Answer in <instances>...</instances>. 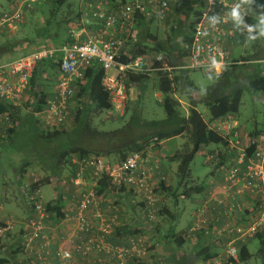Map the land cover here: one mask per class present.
Listing matches in <instances>:
<instances>
[{"label": "built area", "instance_id": "obj_1", "mask_svg": "<svg viewBox=\"0 0 264 264\" xmlns=\"http://www.w3.org/2000/svg\"><path fill=\"white\" fill-rule=\"evenodd\" d=\"M47 1L15 2L1 15L0 27L17 30L27 13L35 11ZM81 1L79 26H73L68 31L73 43L59 48L37 46L28 53H19L9 60L0 61V139L8 137L11 131L20 127V121L14 116L17 110L30 111L42 129L64 126L71 114V101L77 92V82L84 80L85 71L94 61L100 63L105 72L103 86L112 104L107 116L116 118L121 117L126 110L130 75L170 73L175 70L162 53L155 54L153 58L149 54L132 58L126 50L128 40H136L139 21L145 17L147 21H157L168 29L176 27L178 18L167 0H133L117 7L109 5L107 0ZM246 2L205 0V7L192 27L190 44L185 46L189 53V64L185 68L200 71L206 76H216L234 63L229 51L224 48L237 36L233 21L239 22L240 35L251 38L257 34L256 25L248 19ZM93 25H98V30L89 34L88 29ZM123 56L128 59L127 62L119 61ZM57 59L59 75L55 96L47 100L42 110L33 111L31 105L34 98H29L27 94L32 75L40 62ZM111 70H114L113 74ZM209 129L220 135L234 153L233 164L221 168L222 182L216 188L220 196L214 201L224 208V213L231 220L225 230L235 232V240L245 241L264 228V128L257 135L241 132L235 116L229 114L210 123ZM154 141L151 145L156 143ZM251 148L252 151H249ZM218 153L208 155L206 162L214 161ZM72 162L77 165V170H74L70 182L80 195L75 217L76 232L57 249L55 259L58 263L76 264V255L83 258L90 255L99 257L103 252L112 255L117 264H127L128 259L134 256H145V250L135 241H131L128 247L104 243L103 239L112 233L113 226L117 224V218L108 220L100 212L91 217L88 212L97 204L95 188L98 182L109 178L115 192L134 190L141 195L148 217L153 220L155 205L160 199L153 192L156 188L154 174L160 169L159 162L147 168L149 160L141 152L131 153L119 163L104 161L99 156L82 160L74 158ZM33 182H38V179L35 178ZM66 184V180H60L59 177L51 179L55 198L58 197V190ZM30 187L31 184L27 188L21 187L27 205L34 206L33 215L23 224V245L26 252L44 261L51 246L47 231L49 214L45 211L40 190L30 191ZM247 196L250 201L246 200ZM207 210L205 204L195 214L197 221L192 226L193 231L205 222L203 217ZM237 214L241 216L240 221L235 219ZM97 224L99 235L95 237ZM16 228L12 220H5L0 225V240L8 239ZM81 235L88 237L89 244L87 241L77 244L76 237ZM234 241L229 243L226 254L237 259ZM214 264L222 262L216 261Z\"/></svg>", "mask_w": 264, "mask_h": 264}, {"label": "trees", "instance_id": "obj_2", "mask_svg": "<svg viewBox=\"0 0 264 264\" xmlns=\"http://www.w3.org/2000/svg\"><path fill=\"white\" fill-rule=\"evenodd\" d=\"M67 1L68 0H55L53 2V8L50 10L52 17L50 16L49 18L48 16L46 21L43 22V25L33 26L35 27L33 30L35 33L33 37L25 36L22 38V41H20L19 38L14 40H6L5 44L0 47V58L9 54H14V56H16L19 53H28L33 48H36L45 42L52 35L58 37L55 39V41H59L62 37L67 38L64 45L73 43L74 40L68 31L73 26H79L80 12L78 10L75 13L73 10H71L72 7L70 4L67 5ZM64 4L67 5L66 10L68 15L61 20H58L56 15L59 13ZM204 7L205 0H173L172 10L174 15L178 18V21L175 28L172 26L170 29H167L168 38L161 40V38L156 35L159 33L151 30L150 25L152 21H147L146 25L143 24V20H140L138 24L139 34L137 35L136 40H128L126 44V50L129 52L132 58L162 52L167 56L169 64L175 68V70L170 73L158 72L155 74L153 72L150 75H130L128 79L129 86H127L128 101L126 110L129 108V89L131 87L138 86L140 96H144L148 90H154L155 92L161 94V105L165 111V116L163 118L148 120L138 114H134L126 125L114 130L101 131L94 127L93 119L99 117L100 114L103 113H105L107 116V112L112 108L109 94L106 92L103 86L105 72L101 64L97 61H94L91 67L85 71L84 80L77 82V92L71 101V106L74 103L75 108V128L67 138L73 137L72 141L68 140L67 143L63 142V140L61 141V138L66 135L63 130H45L46 132H44L39 123L32 117L30 111H28L29 113L24 111L22 112L20 110L14 112L15 119L19 120L21 123L20 127L17 130L11 131L10 135H8V137L2 141H8L9 144H11L13 143V138L20 133L32 135V138H29L31 139L30 146L28 145L12 151L14 154H18L20 158L19 170H15V174L17 173L20 175V178H23L28 167L37 165L40 167L43 166L46 172L52 173V177H61V172L65 168H69L72 175L74 174V170H77V165L72 162L74 158L82 160L91 156L101 157L104 155L107 157L117 153L119 154L120 159L115 163H119L123 161L129 154L135 152H141L145 157H147L146 150L151 146L153 140H156L154 141L156 142L155 144H159L162 141L175 138L176 136H179L185 132V130H187V128H189L191 125L195 137V145L192 152L186 155H179L177 153L168 158L169 160L178 163V176L181 178V181H184L189 175V166L191 162L195 158V155L201 150V148L209 144L227 146V142L220 135L209 129V123L217 121L229 114L236 116L239 111L242 95L245 89L248 88L264 95V68L260 67L255 69L250 67L246 58L233 59L234 63L231 66L225 69L221 74L215 76L217 77L218 83H216L203 95H198L199 90L189 77L191 70L185 68L184 64L182 63L184 61L183 59L189 55L185 46L190 44V33L192 27ZM254 10H257L255 6ZM144 26L146 28H144ZM62 29L64 31H62ZM25 34L27 33L25 32ZM176 60H180V62ZM119 61L127 62L128 59L123 56L119 59ZM56 68L59 70L58 59L57 61L50 60L40 62L37 65V68L35 69L30 80V91L32 93V97L34 98V103L31 105L33 111H40L46 105L48 97L45 93V89L46 86L52 83L50 78H58ZM48 69L51 71V73L47 72ZM195 94L198 95L197 98L195 97ZM181 100L188 103V110L186 112L182 109ZM199 104L204 105L208 109L210 116L209 122H206L202 115L197 111L196 107ZM2 110L6 109L3 108ZM107 118L114 117L108 116ZM258 133L259 132L257 131H253L251 134L257 135ZM83 140L86 142L83 143ZM54 143L61 145L57 146L59 148L58 150H54V158H52V156L49 155V153H51L49 145ZM249 151H252V148ZM216 152L212 154H215ZM219 157L220 153L216 155L215 160H218ZM212 162L213 161L210 163ZM148 164L147 168H150L154 163L150 165ZM222 167L223 166H219L217 168L220 175L223 172L221 169ZM160 170L161 164L160 169L156 170L154 174V183L156 188L153 190V192L156 195L158 191L162 194L174 196L175 206L179 205L178 202L180 196H184L185 198L191 197L192 188L185 186L181 190V185H178V188L173 190L171 187H166V179ZM49 177L45 178V180L41 182H31L30 191L40 190L42 185L49 183L51 178ZM95 191L97 196L102 194L105 195L110 191H114L115 193L109 178L100 180L95 188ZM122 191L133 193L136 198L140 200L139 196L141 197V195H139L134 190ZM178 191L181 192L179 193ZM120 192L121 191H117L116 193L119 194ZM76 198L79 200L80 195L78 194ZM141 199L142 202L138 203L140 204V207L143 206L142 208L145 209L146 204L142 197ZM246 200L250 201V198L247 196ZM160 201L161 200L159 199L155 205L156 214L154 215V219L150 220L148 213H146L145 219L150 224H153L157 219L156 215L158 213L170 218V228L165 234L167 245L172 247L176 246L177 249L182 248L187 239L189 240L190 238H198L201 233L206 231V229H211L215 233V237L213 238L212 242L219 248V254L217 253L218 255L209 257V259L212 257L214 259L210 263L207 262L209 259L205 257L199 258V260H190L189 257L187 258L183 256H177L173 253L169 260L166 262L163 260L165 264H197L198 262L214 264L216 261H220L222 264H248L252 257L248 250V244L254 239H257L260 243L259 253L261 254L264 252V228L254 236L248 237L245 241L235 240L236 233H230L228 230H225L227 224H231V220H229L224 213V208L216 201V206L222 210V217L218 218L216 222L214 221L215 224L210 222L209 219H206L198 229L193 231L191 227L186 231V233H177L175 231V226L171 225L175 223L174 213L168 208H163L160 210ZM59 202L60 201H58L57 198L52 202L45 204V211L49 214V218L53 217L54 220L61 221L65 219V215L62 212V206ZM254 207L256 206L254 205ZM28 208L33 215L34 206L28 205ZM203 218H205V216ZM240 219L241 216L237 220L240 221ZM3 222L4 221H0V225H2ZM115 227L116 225L113 226V229ZM142 228H144V226L140 227V229ZM140 229L139 227L132 226L127 230H124V235L130 236L129 238H131V241L137 242L139 247L142 248L140 245V240L134 237L139 233ZM150 229L151 228H149V230ZM113 232L114 230L110 235H112ZM23 235L24 234L22 232L19 238V244L22 246L18 247L17 249H13L10 252L12 256L13 254H17L24 250ZM83 241L86 242L85 236L81 235L76 237L77 244H80ZM168 241H170V243H168ZM231 241H234L233 245L236 248L237 259L228 257L226 254L228 245ZM130 243L118 246L128 247ZM1 248L2 240H0V249ZM58 248L59 246L53 252L54 257ZM167 249L169 251L171 250L170 247H167ZM199 249L203 250L204 247H200L198 250ZM26 254L31 256V254L28 252H26ZM30 256L28 257L29 259H31ZM0 264H11V262L7 257H3L0 258ZM127 264L150 263L145 262L144 256H134L128 259ZM151 264L159 263L153 262Z\"/></svg>", "mask_w": 264, "mask_h": 264}, {"label": "rangeland", "instance_id": "obj_3", "mask_svg": "<svg viewBox=\"0 0 264 264\" xmlns=\"http://www.w3.org/2000/svg\"><path fill=\"white\" fill-rule=\"evenodd\" d=\"M167 1L172 6L173 0H167ZM249 2H250L249 5L251 10V17L253 18V21L256 23L257 34H255L251 38H246L240 34H237L236 37L237 43L236 45H233L232 47L229 48V53L231 55V58L234 59L246 58L247 63L250 67H253L255 69H258L260 67L264 68V1L249 0ZM68 4L71 5L72 7L71 10H73L75 13L79 10V8H81L80 0H68L67 5ZM67 5L64 4V6L60 9L59 13L56 15V18L58 20L67 17L68 15V12L66 10ZM254 6L257 8V10H254ZM9 7L10 6L8 0H0V13L7 11ZM43 7L44 4L40 6V8ZM52 8L53 5L44 7L43 9H41V11L44 10L43 14H39L38 11L40 9L33 11L34 17L30 18L31 23L28 24L29 27L26 26L25 29H23V31H25L27 34H4L2 38H12L14 35L18 38L19 37L23 38L25 36L33 37L35 34L33 31L35 27L33 26L43 25V22L46 21L47 17L49 16L50 18L51 16L50 10H52ZM31 13L29 12L26 14L24 19L25 21H27V15ZM20 26L21 24L18 26V28H20ZM150 27L152 31H156L157 33H159L156 35L160 37L161 40H165L166 38H168V34H167L168 27L166 26L164 27L161 23L157 21H153ZM62 31L64 30L62 29ZM57 38H58L57 36L52 35L39 46H45L46 48L62 47L66 43L67 38L62 37L59 41L57 40L58 42L55 41V39ZM149 56L153 58L155 57V54H149ZM188 59H189V55L183 59L186 64L189 63ZM56 70L58 73V68H56ZM47 72L51 73L49 69L47 70ZM110 73L113 74L114 70H111ZM154 73L156 74V72ZM189 77L191 81L195 84V86L198 88L199 96L203 95L206 91H208L216 83H218L217 77L206 76L200 71H196V70H191L189 73ZM50 79L52 82L51 84H53V82L56 80L53 77ZM198 95L195 94V97L197 98ZM29 98H31L30 94H29ZM161 98H162L161 94L155 92L154 90H148L144 94V96H140V93L138 91V86L131 87L129 89V103H128L129 108L126 110L125 114L120 118H116V117L107 118L108 116H106L105 113L100 114L99 117L93 119V126L101 131L114 130L116 128H120L126 125L130 121L132 115L134 114H138L141 117L146 118L148 120H153L157 118L161 119L165 116V111L161 105ZM181 106L185 112L188 110V103H186L185 101L181 100ZM196 109L202 115L203 119L206 122H209L210 116L208 109L202 104H199L196 107ZM74 118H75V108L73 103L71 114L68 120L66 121V124L60 128H53L47 130L50 131L63 130L66 135L63 138H61V141L63 140V142L66 143L68 142V140L72 141L73 137L71 138H67V137L69 136V134L73 132L75 128ZM235 118L239 123L240 127L242 126V127H246L248 130H252L256 126L258 129L261 128L263 129L264 128V95L252 91L251 89L248 88L245 89L242 95L239 111L236 114ZM42 130H44V132L47 131L46 129H42ZM29 138H32V135H25V133L24 134L20 133L13 138V143L11 144H9L8 141H0V203H1V208L4 210V212L9 211V207H10V210H12V212H14L15 214H20V212H22L24 215H27L29 213V208L27 207L28 205L25 202L23 195L21 193V187L24 186L27 188V186H29V184H31V182H33L35 178L38 179V182H41L45 180V178L50 176L51 178L49 177L50 178L49 183H47L46 185H42L40 192L42 194V199L45 203L52 202L53 199L55 198L53 194V186L51 185V179L54 176L52 177L53 175L52 173L46 172L43 166L40 167L34 165L28 167L23 178L22 177L20 178L19 174L17 173L15 174V170L17 171L19 170L20 158L18 154H14V152L12 151L17 150L19 148H23L28 145L30 146L31 139ZM84 142L86 141L83 140V143ZM169 144L171 146L177 147L178 149L177 153L179 155H186L191 153L195 145V137L192 126L190 125L189 128L185 130V132H183L179 136H176L175 139H173V141H170ZM60 145L61 144L57 145L55 143L49 145L51 151L49 155L52 156V158H54L53 157L54 150H58L59 148L57 146ZM221 148L222 145H217V144H209L201 148V150L195 155V158L191 162L189 166V175L184 181H181V178L178 176L177 162L171 161L166 158L160 159L159 162L163 167L162 174L166 179V184H170V187L173 188V190L177 189L178 185L179 186L181 185L180 187L181 190L185 186L196 190L198 189L200 190L202 187H206L208 185L210 172L217 167L216 163L218 162V160H215L212 163L206 162V157L218 151L217 149H221ZM101 157H103L104 161H109L112 163H115L120 159V156L117 153L107 157L102 155ZM71 176L72 173L69 168H65L62 170L61 177L59 178L60 180H66L67 182V184L63 186L64 191L74 190L75 192L76 190L74 189V187H72L73 185H71L70 182ZM217 186H219V184H217ZM61 190L62 189H60L59 191ZM178 192L180 193L181 191ZM73 194H74L73 195L74 198H76V196L79 193L75 192ZM157 195L160 197L161 200L159 205L160 210L163 208H168L170 211L174 213V215L179 212L178 210L179 206L174 205V200H175L174 196H170L168 194H162L158 191H157ZM194 197H197V195H194ZM137 200L139 199H136L133 203L135 204L134 209L136 212L134 221L136 223L140 221V225L142 226L143 224L144 228L140 229L139 233L136 234L134 237L140 240L141 242L140 245L142 246V249L146 250L144 256L145 262H148L150 264L153 262L162 264L164 263L163 257H165L166 254L170 252L167 249V247L172 248V246L167 245V240L165 239V234L167 230H164L166 225L165 223L169 224L170 218L165 217L158 213L156 215L157 218L156 221L153 224H150L145 219L146 218L145 215L147 213L146 210L140 207V204L138 203ZM197 208L195 206H191L185 211L183 210L182 212L184 213L180 217V220H178L177 222L171 225L175 227L177 225L178 229L185 228L189 223L194 221L191 214ZM14 218L15 219L13 220H15V222H22V218L19 219L17 218L18 220L16 219V217ZM165 218L167 220L166 222H165ZM48 220L50 219L49 218L47 219V225H48ZM149 228L151 229L149 230ZM22 230H23V226L20 225L19 227L16 228L12 236L2 241V248L0 249V258L7 257L10 260L11 264H37L36 261H32V259L28 258L30 255L26 254L25 250L17 254H13V256L10 253L13 249H17L18 247L22 246L19 244V238L23 232ZM259 249H260V243L257 239L250 241V243L248 244V250L251 253L252 257L249 260L248 264H264V252L260 254ZM48 256L49 255H46L47 258ZM100 258L101 256L99 258H96L90 255L89 257L83 258L82 256L76 255L75 262L76 264H89V262H94L93 264H98V260ZM197 264H206V263L198 262Z\"/></svg>", "mask_w": 264, "mask_h": 264}, {"label": "crops", "instance_id": "obj_4", "mask_svg": "<svg viewBox=\"0 0 264 264\" xmlns=\"http://www.w3.org/2000/svg\"><path fill=\"white\" fill-rule=\"evenodd\" d=\"M19 1L20 0H11V1H8V3H9V6H11L15 2H19ZM54 1L55 0H48L47 2H45L44 7H48L49 5H53ZM107 1H108V3H110L109 5H111L112 7H117L123 3L131 2L133 0H107ZM81 3H82V1L80 0V4ZM246 4H247V8H248V15H249L248 19L256 25V23L253 21V18L251 17L249 0H247ZM9 8L7 9V11L9 10ZM43 8L38 7L37 10L40 9L38 11L39 14H43L44 10L41 11V9H43ZM79 10H80V8H79ZM4 12H6V11H4ZM4 12L0 13V17ZM33 13L34 12L32 11L31 14L27 15V21L23 20L20 28L17 27V30L11 31L5 27H0V47L3 44H5L6 40L18 39V37H16L15 35L13 37L11 36L12 38H2L4 36V34H25V31H23V29H25L26 26L29 27L28 24L31 23L30 18L34 17ZM29 15H31V16H29ZM142 20H143V24L147 25V18L145 17ZM233 22L234 23L232 24V26L234 27L236 34H239V31H238L239 22L236 20ZM144 28H146V27L144 26ZM97 30H98V25H93L92 27H90L88 29V33L92 34V33H95ZM19 39H20V41H22V38L19 37ZM236 43H237V41L235 38V40L233 42L226 43L224 45V48L227 51H229V48L232 47L233 45H236ZM13 56H14V54L6 55L4 57H1L0 61L9 60ZM176 58L179 59L178 57H176ZM233 59L234 58H232V60ZM176 61L180 62V60H176ZM182 64H184V67H186L189 63L186 64L183 61ZM58 75L59 74L57 73V76ZM55 79L56 80L53 82V84H49L48 86H46L45 93L48 97L47 100L54 97L55 93L57 91V78H55ZM27 94H28V96L30 94L32 97V93L30 91V88L28 89ZM260 130H262V128L258 129L256 126L252 130H248L246 127H242V126L240 127L241 132L252 133L253 131L259 132ZM173 139H175V138L162 141L159 144L151 145L146 150L147 159L149 160L148 165H150L154 162H159L160 159H165V158L168 159L169 157H172L173 155L177 154V152H178L177 147L171 146L169 144L170 141H173ZM0 141H2V138L0 139ZM217 150L220 153V157L218 159V162L216 163L217 167L215 165L216 170L214 169V166H213L214 170H212L210 172L208 185L206 187H202L200 190L199 189L198 190L192 189V195L190 198H185L184 196H180V199H179L180 205H178L179 206V208H178L179 212L174 215V222H177L178 220H180V217L184 213V212H182L183 210L185 211L186 209L190 208L191 206H195L197 208V206L199 205L198 208L191 214L192 218L195 221V218H196L195 214L205 204L208 206V210H207V212L205 214V218H204L205 220L209 219L210 222H213V224H215L217 219L222 217V210H221V208L216 206V203L214 201L218 196H220L218 190H216V186H217V184H220V182H222V177H221L222 174L220 175L217 168L219 166L228 167V166L232 165L233 159H234V153L232 151H230L227 146H222L221 149H217ZM159 164H160V162H159ZM162 170H163V167L161 165V170H160L161 173H162ZM71 185H72V183H71ZM72 187H74V186H72ZM166 187H170V184H166ZM61 189H62L61 191L58 190L59 194H58L57 198H58V201H60L59 203L62 206V212L65 215V219L59 221V220H54L53 217L49 218L50 220H48V225H47L48 235L51 238V246H50L49 250L47 251L49 256H48V258L46 257V260L43 261V260H39L36 256L31 255L30 258L32 259V261H36L37 264H59L58 261L54 257V254H53L54 250L58 246H62L64 244L63 241L66 240L67 237H71V236L75 235V232H76V230H75V223H76L75 217H76V212H77L78 200L76 198H74L73 193H75L76 191L78 192V190H75V192H74V190L64 191L63 188H61ZM194 195H197V197H194ZM57 198H54V199H57ZM139 198H140V200H137V201L142 202V199L140 196H139ZM136 199H137L136 196L133 193H130L128 191H121L119 194H117L116 192L114 193V191H110V192H107L105 195L102 194V195L97 196V204L94 205L92 208H90V211L88 212L89 216L93 217V215L96 212H100V213L104 214V216L108 220L112 219L113 216L116 218L118 217L116 227L113 229L114 230L113 234L110 236H106L103 239L104 243L111 244L114 246L115 245L116 246L126 245V244L130 243L131 238H129L130 236L124 235L125 234L124 230H127L128 228H130L132 226L139 227V229H140V226H141L140 221H138L137 223L134 221V217L136 215V212L134 209L135 204H133V203ZM47 203H49V202H46L45 204H47ZM141 205H142V203H141ZM9 211L4 212V210L1 208V210H0V221L2 222L5 220H12L17 225V227H19L20 225L23 226L24 221H26L27 218H30L32 216L30 211L27 215H24L22 212H20V214H15L14 212H12V210H10V207H9ZM126 214H128V215H126ZM13 216L16 217V219L22 218V222H15V220H13V219H15ZM235 217H236V219H238L240 217V215L237 214ZM194 221L189 223L185 228H182V229H178V227L176 225L175 231L177 233L178 232L186 233V231L189 230L193 226V224L195 223ZM165 222H166V218H165ZM165 224L166 225H165L164 230H168L170 228V226L167 223H165ZM98 228H99V226L97 224L96 225V231L94 234L95 237L99 235ZM214 237H215L214 231H212L211 229H206V231L204 233H201L198 238H190L189 240L187 239L182 248L177 249L176 246L172 247L173 249L171 248L170 252H168L166 254V256L163 257V260L165 262L167 260H169L170 257L173 255V253L177 256H183V257H187V258L189 257L190 260H199V258H204V257L209 259L210 256L218 255L219 254L218 253L219 248L216 245H214L212 242ZM85 239L88 242L87 244H89L88 237H85ZM168 243H170V241H168ZM200 247H204V249L198 250V248H200ZM100 256H101V258L98 260V264H116V260L113 258L112 255H110L106 252H103ZM99 257H96V258H99ZM213 260L214 259L212 257L207 262L210 263Z\"/></svg>", "mask_w": 264, "mask_h": 264}]
</instances>
